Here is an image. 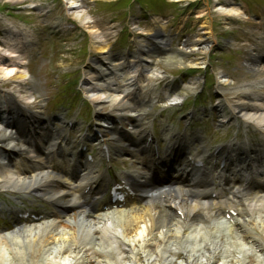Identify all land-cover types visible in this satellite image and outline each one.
<instances>
[{"label":"bare ground","instance_id":"bare-ground-1","mask_svg":"<svg viewBox=\"0 0 264 264\" xmlns=\"http://www.w3.org/2000/svg\"><path fill=\"white\" fill-rule=\"evenodd\" d=\"M63 1H65V7L63 8L67 16L74 19L80 25L91 27L90 23L95 22L89 13L80 11L83 8L85 0ZM216 8L218 14L229 11L223 15H232V12L242 13V10L238 11L233 6L229 9L225 8L227 10H223L220 6H216ZM205 13L202 10L198 12V15L196 13L194 16L200 17ZM243 17L246 18L244 15ZM199 26L209 27L211 24L209 21L203 19L202 22H199ZM204 30L206 32L210 31V29ZM199 38H201V41L199 39L193 41L187 39L181 49L178 48L177 51L172 52L164 51V54L162 53L157 58L161 61L163 60L165 64L171 63L181 66L185 63L183 58L189 57L188 53L194 54V51L197 50L198 53L207 55L212 46L211 43L215 42L216 38L210 33ZM93 40L95 41V49L97 51L104 52L107 49L104 35L98 30L93 35ZM166 41L167 39L163 36L159 40V45L163 49L165 48L164 50L167 48ZM196 45L197 47H195ZM21 48H23L21 44L18 48L15 43L9 49V52L5 50L7 54L0 51V78L11 76L14 80L19 81L17 83L19 89L22 88L20 81L25 82L29 73L25 67L26 61L23 57L26 51ZM18 49H20V52ZM154 53L147 46L143 52V55H146L144 59L147 61H140L132 70H125L123 68L119 72V77H116L115 73H112L114 72L113 70L105 68L104 61L105 63L110 61L109 57L103 58L101 61L96 59L98 62L96 70H99L102 77L106 76L104 82H97V85H100V87H97L100 89H106L104 88L105 86L108 89L110 87L118 88V92L109 93L106 90L105 92L96 93L90 88L87 95L91 97H95L96 95V100H102V98L111 96L109 102L113 101L114 108L120 111L132 108L131 111H134L133 106L128 105L127 101L122 100V98L129 95L132 91V88L129 87V84H125V81L128 76L133 78L140 68L141 70H150L149 73L151 74H159L155 69L156 67H150L148 61ZM194 58L196 61L198 57L194 56ZM7 64L12 65V67L16 66L18 71L15 72V67L12 70L5 68ZM120 65H122L121 62ZM110 68L113 69L112 66ZM249 70L253 72V77L237 85L231 94H238L233 97V101L228 102V105L230 106V113L234 121H237L238 118L243 125H249L264 136V77L258 78L259 74H264V67L249 66ZM130 72L133 73L129 74ZM90 77H93L94 81L97 79L95 78L96 76L90 75ZM223 81L227 82L228 79H223ZM19 89L15 90L16 95L14 92L12 94L10 92L8 96L5 94L0 97V123H6L7 127L3 129L0 125V159H3L1 153L8 151L6 150L8 148L10 149L9 152L19 153L21 156H28L40 162L31 161L30 164H27L26 160L15 161V163L20 165L17 170L18 172H11L14 170H7L6 165L3 166L0 163V192H18L19 190L20 192L25 190L37 191L41 190L42 187H52L49 189L51 196L54 197L57 194L64 195L61 197V202L67 203L69 197H71L70 201H76V190L74 188L69 189V191L66 188L59 189L60 186L57 184L58 177L60 178L59 169L46 166L44 164L46 155L39 150L36 152V149L32 148L33 145H39L43 149V147H46L45 144L49 145L47 147H53L56 143L55 141L58 139L50 144L48 139L45 140L44 138L46 129L39 127L38 124L36 129L39 131H36L34 126L29 124L35 117L37 123H39L40 119L35 111L25 110L23 117H20L18 120L12 118L11 113L4 110L7 108L6 104L8 103L5 100L6 97L11 98L15 96L17 101L21 99L25 101L32 98L36 93L33 87L26 91L23 90V93ZM187 91L189 89L186 87H174L172 97L168 98V100L178 101ZM115 101L118 102L116 103ZM23 103H25V106L30 105L27 102ZM223 113L224 110L221 111L220 109V116L224 119L226 116ZM29 120L32 121L29 122ZM34 133L40 134L39 137H36V140L31 135H34ZM29 135H31L30 138H28ZM43 135L44 137H42ZM31 141L35 143L28 144ZM26 145L32 148L30 151L36 153L37 156L25 153L23 148ZM234 145L238 148L239 142H236ZM227 149L233 151L235 148L227 147ZM7 162L11 161L7 160ZM61 169L65 170L66 175L71 173V171H67L63 167ZM206 179L209 181L207 184L216 185L209 180L208 176H206ZM242 182L243 180L233 178L225 184H218L220 191L212 201H200V198L194 201L188 197L185 201L173 199L169 203H161L160 206H156L153 203V201L158 203V199L155 196L156 193H150L149 190L147 192V205H142L134 212L124 215L113 214L109 217L103 216L98 219L93 217V220H91L90 218H84L81 214L82 217L76 214L71 216L70 213H67V218H63L60 221H45L40 224L23 227L16 233L6 236L5 239L0 237V264H95L94 258L97 251L101 253L98 264H173L176 258L173 253L179 255V251L183 254L180 259L181 264H214L217 262L216 259L224 254V258L230 257L229 250L225 248V243L219 236L223 231L224 234L229 232L232 235L236 234L237 238L243 237L247 240H252V243L264 252V172L256 174V179L253 180L256 187L252 188V191L246 190L248 187L241 184ZM196 184L194 182L191 183V185ZM226 188H230L231 190L227 189L229 192L227 195H224L221 190ZM178 189L180 188H177L176 191L180 194V190ZM49 191L47 190L48 193ZM170 192L171 196L176 193L175 189H170ZM236 195H239V200L236 199ZM233 199L235 201H232ZM199 202L205 206L228 205L230 206L229 209L235 212L234 214H227L223 209L222 211H217L213 218L207 216L205 220L199 219L194 210ZM235 203H239L241 206L237 207ZM63 205L65 206L66 204ZM183 207L190 213L189 216L185 215ZM238 208L242 212H248L250 214L249 217L242 220L239 219V216H237ZM236 222L240 223L235 226L238 230L241 229V233L239 234L233 228ZM79 224L81 225L79 226ZM157 225L160 227L159 230L156 229ZM153 228L156 230L153 231ZM205 228L209 232L207 235ZM201 234L206 235L204 238L207 237L209 243L201 240ZM89 235H91L90 238ZM215 235L218 240H216ZM212 238L214 242L210 243ZM113 239L115 240L113 241ZM231 246H234L233 257L238 258L239 252L236 243ZM230 263L226 259L222 264ZM237 264L245 263L244 260L239 259Z\"/></svg>","mask_w":264,"mask_h":264},{"label":"rangeland","instance_id":"rangeland-1","mask_svg":"<svg viewBox=\"0 0 264 264\" xmlns=\"http://www.w3.org/2000/svg\"><path fill=\"white\" fill-rule=\"evenodd\" d=\"M45 1L46 0H0V51L7 54L5 50L9 52V49L13 47V44L16 43L18 46L19 44L17 41L20 38L21 31L22 35L25 33L30 34L27 35V38L31 35L41 38L40 35L43 34V31L38 26L39 20L35 15L36 12L32 13L29 8H25L24 6L30 5L32 2H40L43 4ZM52 1L55 3L48 2V4L51 3L50 6L53 7L55 15L59 19L64 18L65 13L63 7L65 6V1ZM107 1L108 2H102L99 4L96 1L91 2L85 0L83 2V8L80 11L89 13L95 21L94 23H90L91 27L86 25L80 26L81 28L75 27L71 30L60 31L57 33V36L59 37L56 38L57 41L55 43H39L37 41L36 44V42H31L30 45L26 47V52L28 48L29 54H25V59H27L26 67L29 70V73L25 82L20 81L22 88H18L17 83H19V81L14 80L11 76L1 77L0 97L5 94L8 96L10 94L9 92H11V94L14 92L16 95L15 90L17 91V89L23 93V90L26 91L33 87L36 91L33 97L25 101L21 99L18 100V102L21 101L24 106L25 103L23 102H27L30 105L25 106V108L37 111L40 115H49V109L54 107L56 103H59L62 97L66 96L68 99L74 97L77 99V96L74 94L72 89L73 86L66 89L63 87V84H65L68 80L73 85L75 80H78L80 76L83 77L85 74H90V58H105L112 56L113 59L111 60L113 67L117 69L118 62L116 60L119 59V54L122 52L123 48H130L133 43H140L141 38L139 37V34L142 32L147 34L157 31V33L164 35L167 38L168 45L170 44L166 50L152 49L155 53L150 57V59H148L150 67H156L155 69L157 72L163 74H182V76L183 71L186 67H188V65L179 67L171 63L165 64V62H163V60H159L157 56H160L164 51L170 50V48H172L173 51L178 47L181 49L187 39L192 41L199 39V41H201V38H199L200 36L204 37L212 31L219 37L221 35L228 36V44H226L223 51L217 52L216 50L220 49L214 46L210 52L216 53L210 55V52L208 55L197 53L198 56L209 57V67L212 68L216 74H220L222 79L229 78L226 83L223 82L224 85L218 81L210 79V85H208V88L206 89L210 92V97L213 95V100H215L217 105L219 104L218 100L220 98V103L227 107L225 100L222 98H233L234 93H231L237 85L242 84L246 80H250L253 77L254 74L251 70H249V66L264 67V59L262 58L264 54V0H238L244 7L249 9V14L254 16L261 14V18L255 20V18L249 17L247 20L244 21L243 19V22L240 21L238 25L233 27L227 25V17L222 16L215 11L217 9V2L222 4L221 7L223 10H227L229 9L228 6L234 5L236 0L194 1L196 8L192 6L190 8V12H194V14L198 13L200 10L206 12L203 19L212 24L211 29L210 26H202V29L199 27V22H202L203 19L200 21L198 20L195 23L194 17L184 14L180 17L182 19L186 18L183 25L181 19L177 21V17H172L166 14L173 6L168 3L171 2V0ZM141 7L148 12L150 11L153 15L148 18L147 16H142L143 12L140 14L138 13V8ZM159 15L163 17H160ZM187 23H189L188 27ZM35 25L38 28L35 29L33 34H31V26L34 29ZM135 27H139L140 29H135ZM203 28L208 30L210 29V31L206 32ZM232 28L235 30H232ZM27 29H30V32H26ZM121 29L123 32H120ZM96 30L104 34L105 45H107V49L104 52L97 51L95 49L96 44L94 43L95 41L93 40V35L96 33ZM127 30L128 32H131L129 36H127ZM232 31H234V35L230 36ZM66 32H68V34L61 36L62 33ZM111 33H114L115 36H112ZM175 36H177L176 40ZM36 40L38 39L36 38ZM51 49H54V54L50 53ZM144 56L146 55H142V58H144ZM190 58L191 57H189V59ZM187 60L188 59L185 61ZM14 67L15 72H17V67ZM14 67L8 64L5 66V68L10 70ZM146 71H143L142 78L140 79V95L142 97L146 95L148 98H152L154 101L152 104L156 105L157 99L151 95L149 90L151 83L156 81V76H150V70ZM200 76L201 72L198 71L196 73V77L200 78ZM262 76H264V74H259L258 78L260 79ZM65 77L66 79H64ZM87 77L89 76H85L84 78L88 79ZM186 78L187 79L184 84L189 85L188 81L190 78ZM96 85L97 83L95 81L93 88L90 87L96 93L105 92L107 90V88L100 89V85H97L99 87H96ZM84 88L85 86H81V90ZM108 91L109 93H117L118 89L116 92H113L110 89ZM83 92L85 94L87 92L89 93V91L85 89ZM83 92H81L82 95H84ZM110 97H106L108 101H102L103 103L101 102L102 104H100V110L103 112L111 113L113 112L112 110H116V108L113 107V101L109 102L111 99ZM11 98H13V100H10ZM11 98L8 100L12 102L17 101L15 96ZM91 98L95 97L90 96L89 99L86 98L87 102H85L86 104H84V106L87 110L91 109L90 103L91 101L93 102ZM163 99L165 98L163 97ZM244 215L246 214L244 213ZM178 262L179 260L174 262V264H177Z\"/></svg>","mask_w":264,"mask_h":264}]
</instances>
